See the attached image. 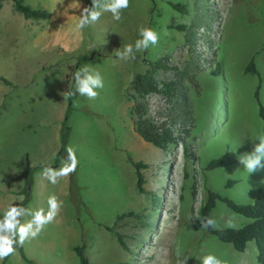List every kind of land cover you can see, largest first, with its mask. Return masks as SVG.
<instances>
[{
    "label": "rangeland",
    "instance_id": "obj_1",
    "mask_svg": "<svg viewBox=\"0 0 264 264\" xmlns=\"http://www.w3.org/2000/svg\"><path fill=\"white\" fill-rule=\"evenodd\" d=\"M21 1L46 9L49 18L41 29L14 12L11 0L1 3L0 66L32 50L43 69L30 86L9 94L1 109L0 218L10 204L47 211L53 194L63 206L37 238L17 245L0 264H81L75 248L83 249L90 264H201L206 255L224 264H258L254 242L240 253L192 226L209 191L239 205L264 194V169L249 174L238 161L264 135L259 111V105L264 108V0H129L119 21L103 12L82 30L77 24L83 0ZM170 3L185 4L187 15ZM203 16L212 28L210 47L200 28L197 68L186 81V113L193 118L187 143L198 159H187L180 143L162 152L136 134L127 94L147 61L168 55L171 64L184 66L189 59L185 33L175 27L189 30ZM140 26L155 31L159 40L136 51ZM128 44L135 58L117 60L115 50ZM251 60L258 75L245 73ZM86 64L103 78L98 97H63L62 92L75 91L74 73ZM217 64L222 72L213 76ZM145 102L154 120L165 119L168 106L161 95H149ZM68 145L75 149L76 170L52 184L42 177V168H59ZM227 152L235 163L207 170L211 160ZM132 161L148 165L142 171L145 193L136 190ZM129 212L141 215L142 223L118 219ZM210 217L214 230L251 221L219 200Z\"/></svg>",
    "mask_w": 264,
    "mask_h": 264
},
{
    "label": "trees",
    "instance_id": "obj_2",
    "mask_svg": "<svg viewBox=\"0 0 264 264\" xmlns=\"http://www.w3.org/2000/svg\"><path fill=\"white\" fill-rule=\"evenodd\" d=\"M2 1L0 0V9L2 7ZM11 2L14 12L21 14L26 20L40 21L46 20L49 17V12L42 7L34 8L28 4H24L21 0H11ZM170 6L173 10L187 15V7L185 4L170 3ZM175 28L185 33L184 45L189 51L188 61H185L184 66L181 67L171 64L168 55H164L154 61H147L145 72L137 73L133 76L127 99L131 102L134 130L143 141L153 145L162 152H167L171 146L180 143L185 158L198 159L190 150L187 143L193 118L186 113V81L194 78L191 71L194 73L195 68H197L196 57L198 55L195 47L196 41L198 40V30L204 28L206 32L202 35V39L206 37L205 43L209 44L207 34L212 28L210 22L204 16L201 19H196L195 23L188 28L189 30H187L185 25H178ZM221 72L222 67L220 64H217L210 71V74L218 76ZM245 73L258 75L253 60L246 66ZM152 94L161 95L167 103L168 109L167 113L164 114L165 119L163 121L154 120L148 113L145 99ZM259 111L261 119L264 121V108L261 105H259ZM233 163H235L233 154L227 152L221 157L211 160L207 165V170L227 167ZM132 165L135 170L136 190L138 193H145L144 184L146 181L142 171L148 165L143 162L133 161ZM152 198V205L154 208H157L159 206V196L154 194ZM217 200L223 202L232 212L248 218L251 221L238 229L225 228L214 230L211 227L207 229L202 228L201 220L205 217H210ZM122 216L135 218L140 222L142 218L141 215L129 212L119 216L118 219ZM192 228L194 230H207L209 234L216 237L220 242L232 245L233 249L240 253L246 249L249 242H254L256 260L258 264H264V194L257 196L251 204L239 205L232 200L222 198L209 191L207 199L200 206L193 219ZM116 240L123 250H128L121 235H116ZM74 250L81 264H90L82 248H75Z\"/></svg>",
    "mask_w": 264,
    "mask_h": 264
},
{
    "label": "clouds",
    "instance_id": "obj_3",
    "mask_svg": "<svg viewBox=\"0 0 264 264\" xmlns=\"http://www.w3.org/2000/svg\"><path fill=\"white\" fill-rule=\"evenodd\" d=\"M129 6V0H91V5L83 7L77 29L82 30L88 25L99 21L103 12H110L114 20L121 19V10ZM139 39L135 42V50H144L149 45L158 43V34L150 28L140 26L138 28ZM115 56L119 61L134 59L133 45L128 44L115 50ZM116 63V61H114ZM75 91L62 92L65 98L75 94L85 96L94 100L99 93L96 89L104 87L103 78L98 71H93L87 64L79 68L74 73ZM258 143H253L252 150L241 154L238 161L243 165L249 174L257 170L264 169V135L257 137ZM67 153L61 161L59 168L44 166L41 175L50 183L56 184L62 177H67L76 170L78 160L75 149L68 145L65 148ZM48 209L43 208L31 210L22 205L7 206L3 217L0 218V260L7 258L16 251V246H23L25 241L37 238L44 230L45 226L52 223L59 214L63 202L56 195H50L47 200ZM29 216L31 219L21 222V218ZM201 227L207 229L215 227L216 222L211 217H205L201 220ZM201 264H224L223 261L213 255H206L201 258Z\"/></svg>",
    "mask_w": 264,
    "mask_h": 264
},
{
    "label": "crops",
    "instance_id": "obj_4",
    "mask_svg": "<svg viewBox=\"0 0 264 264\" xmlns=\"http://www.w3.org/2000/svg\"><path fill=\"white\" fill-rule=\"evenodd\" d=\"M90 5L91 0H83L82 8ZM28 21H32L33 25L36 24V27L42 29V23L45 20ZM33 25H29V27ZM43 50H41L40 52L42 53ZM40 68L42 70L43 66H41L38 62L37 53L33 52L32 50L26 51L25 53L19 54L18 56L17 54H15V56H11V58L8 62L5 63V65L3 64L2 66H0V113L2 112L1 109L5 104L6 97L11 94L16 88L23 89L30 86L34 82L33 78L35 74L38 73ZM38 131L44 130L39 128Z\"/></svg>",
    "mask_w": 264,
    "mask_h": 264
}]
</instances>
